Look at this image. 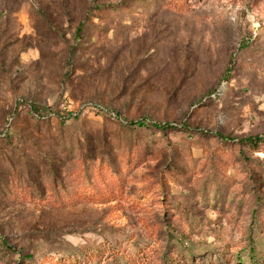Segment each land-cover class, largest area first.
<instances>
[{
	"label": "rangeland",
	"instance_id": "374dc122",
	"mask_svg": "<svg viewBox=\"0 0 264 264\" xmlns=\"http://www.w3.org/2000/svg\"><path fill=\"white\" fill-rule=\"evenodd\" d=\"M19 102L0 264H264V0H0Z\"/></svg>",
	"mask_w": 264,
	"mask_h": 264
},
{
	"label": "trees",
	"instance_id": "16d2710c",
	"mask_svg": "<svg viewBox=\"0 0 264 264\" xmlns=\"http://www.w3.org/2000/svg\"><path fill=\"white\" fill-rule=\"evenodd\" d=\"M76 32H77V34H79L81 32V29H78ZM21 107L28 108V112L30 113V115L34 119H36L37 121L44 122V121L48 120L47 119L48 117L49 118H55L56 120H59V122H61V123H65L67 120H77L78 119L77 118L78 114L76 112L75 113H73V112L70 113L69 112L66 115L59 114V113L55 114L53 112H48L47 115L45 116V115H43V110L42 109L37 108L36 106H33L32 104L31 105L30 104L29 105H24L22 102H19L18 106H16V108L13 110V113L11 114L9 119L7 120V123L4 126V128L2 130H0V140L6 139V137L9 135L11 127H12V124H13V121H14V118H15V115H16V113L19 111V109ZM87 109H90L91 112L93 111L95 114H105L104 113L105 110L103 108L102 109L99 108V106H95L94 109H92L91 107H87ZM108 116H110V115L108 114ZM117 119H119V116L115 115V118L112 119V120H117ZM130 126L145 127V126H147V124L144 123V122H137V123L131 122ZM153 126L155 128H157V129L164 128L163 126L156 125V124H154ZM165 127H170V126L166 125ZM256 141H259V139L258 138H255V139L246 138L245 140H243V142L248 143V144H253ZM0 247H3L5 249V251H7L9 253L13 252V250L6 245L4 239L1 236H0ZM22 253H23L22 251L16 252V256L19 257V258H24L25 260L32 259L31 255H23V257H21Z\"/></svg>",
	"mask_w": 264,
	"mask_h": 264
}]
</instances>
